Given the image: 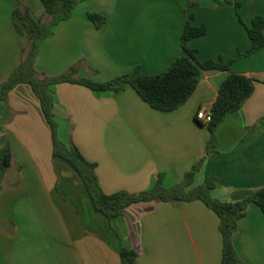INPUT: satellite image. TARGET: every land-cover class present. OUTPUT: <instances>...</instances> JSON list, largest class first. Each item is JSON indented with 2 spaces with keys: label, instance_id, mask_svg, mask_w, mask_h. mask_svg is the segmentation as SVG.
<instances>
[{
  "label": "crops",
  "instance_id": "0c3cea01",
  "mask_svg": "<svg viewBox=\"0 0 264 264\" xmlns=\"http://www.w3.org/2000/svg\"><path fill=\"white\" fill-rule=\"evenodd\" d=\"M26 11L35 22L45 16L41 0H0V83L33 36L17 16ZM88 12L105 24L96 28ZM263 13L264 0H85L42 42L39 73L53 78L74 68V78L103 84L136 69L163 72L184 54L190 22L207 29L187 43L198 61L230 63L228 71L203 70L189 100L171 112L152 108L129 84L117 92L54 86L60 137L97 164L106 194L144 191L160 174L170 187L203 158L191 187L212 181V196L231 203L264 188V48L241 57L251 46L245 25ZM230 73L255 78V91L221 124L219 146L207 155L211 134L197 113L212 106ZM7 146L13 166L0 173V264H121L122 247L137 251L138 264H223L220 219L201 201L135 204L112 221L96 213L79 176L53 158L51 128L28 84L0 101V149ZM233 240L245 264H264L258 205L248 207Z\"/></svg>",
  "mask_w": 264,
  "mask_h": 264
},
{
  "label": "trees",
  "instance_id": "16d2710c",
  "mask_svg": "<svg viewBox=\"0 0 264 264\" xmlns=\"http://www.w3.org/2000/svg\"><path fill=\"white\" fill-rule=\"evenodd\" d=\"M85 0H41L45 7V16L35 22L28 11L17 16L28 26L33 36L28 48L23 52L22 62L10 76L0 83V101H7L9 93L19 84H28L41 103L44 116L51 128L53 138V158L67 163L81 179L88 198L96 213L109 221L123 216L127 208L140 203L164 202L180 204L201 201L213 210L220 219V231L223 237V264H245L238 256L234 246V234L238 222L247 214L251 204L258 205L264 213V188L237 202H223L212 196L216 184L206 181L197 187L193 185L195 176L201 170L205 158L186 173L182 182L170 187L164 185V174H160L155 184L144 191L131 193L118 191L106 194L97 175V164L88 161L71 140L65 143L59 133V122L54 112V86L62 83H74L86 86L93 91L117 92L122 85L132 86L141 98L152 108L171 112L183 106L199 85L203 70H229V64L222 60L201 63L197 52L187 47L189 40L199 38L207 33L205 26L193 27L187 23L183 35L184 54L176 58L163 72L145 75L140 69L117 77L107 83L98 84L86 79L74 78L76 71L72 68L57 77H48L35 69V61L42 42L52 36L58 26L70 19L77 7ZM87 18L96 28H101L106 17L97 12H88ZM240 21L242 22L241 18ZM251 41L248 51L241 57L251 56L264 48V13L253 18L246 26ZM22 33L20 26H16ZM257 80L244 74L230 73L221 84L216 101L211 106L212 121L207 124L211 138L207 146V155L215 152L219 146L217 132L221 124L233 113L239 111L255 91ZM13 166V153L9 146L0 149V173L8 172ZM121 264H138V253L133 249H120Z\"/></svg>",
  "mask_w": 264,
  "mask_h": 264
},
{
  "label": "built area",
  "instance_id": "2783aa9c",
  "mask_svg": "<svg viewBox=\"0 0 264 264\" xmlns=\"http://www.w3.org/2000/svg\"><path fill=\"white\" fill-rule=\"evenodd\" d=\"M197 120L205 125L209 124L212 121L211 107L202 106L197 113Z\"/></svg>",
  "mask_w": 264,
  "mask_h": 264
}]
</instances>
